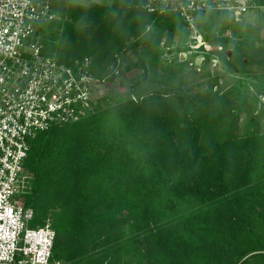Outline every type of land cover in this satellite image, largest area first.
<instances>
[{
  "label": "trees",
  "instance_id": "1",
  "mask_svg": "<svg viewBox=\"0 0 264 264\" xmlns=\"http://www.w3.org/2000/svg\"><path fill=\"white\" fill-rule=\"evenodd\" d=\"M256 4L264 7V0ZM54 9L62 17L37 28L44 51L67 64L90 57L94 76L111 83L138 66L139 86L147 76L144 59L123 65L120 58L129 51L151 55L166 31L171 42L186 30L176 13L149 12L139 0H54ZM230 18L226 11L204 12L198 25L206 35ZM205 38L221 41L211 33ZM241 50L236 45L230 59V51L219 55L247 72L254 55ZM107 94L78 121L31 140L26 167L34 186L25 202L35 210L33 225L50 220L56 230L54 258L264 264V132L204 140L194 120L190 142L177 131L178 109L163 106L156 93ZM178 95L186 108L189 98Z\"/></svg>",
  "mask_w": 264,
  "mask_h": 264
},
{
  "label": "built area",
  "instance_id": "2",
  "mask_svg": "<svg viewBox=\"0 0 264 264\" xmlns=\"http://www.w3.org/2000/svg\"><path fill=\"white\" fill-rule=\"evenodd\" d=\"M140 1L149 12L172 11L182 18L191 41L199 43L195 48L207 46L200 13L226 11L241 20L257 7L256 0ZM57 18L54 0H0V264H65L54 258L51 221L31 226L35 210L25 199L34 179L26 160L39 132L94 109L95 86L105 81L92 73L90 57L67 64L44 51L38 25Z\"/></svg>",
  "mask_w": 264,
  "mask_h": 264
},
{
  "label": "rangeland",
  "instance_id": "3",
  "mask_svg": "<svg viewBox=\"0 0 264 264\" xmlns=\"http://www.w3.org/2000/svg\"><path fill=\"white\" fill-rule=\"evenodd\" d=\"M200 31L207 46L195 48L199 43L191 41L186 30L174 34L169 42L170 32L166 31L159 49L151 55L140 56L137 51L124 54L119 60L123 65H134L144 59L146 79L136 86L144 71L135 66L114 83L105 81L96 85L92 100L108 98L107 92L110 96L124 94L135 99L156 93L163 106L178 109L181 127L177 131L190 142L197 133L194 120H200L204 140L263 133L264 7L251 9L241 20L230 18L227 27L213 26L206 35ZM209 33L221 41L207 40L205 36ZM236 45L243 49L241 53L254 55L247 62V72L230 68L219 55L230 51L231 54L227 53L230 59ZM101 89L106 90L103 91L106 96ZM180 92L189 98L186 108L181 106Z\"/></svg>",
  "mask_w": 264,
  "mask_h": 264
},
{
  "label": "water",
  "instance_id": "4",
  "mask_svg": "<svg viewBox=\"0 0 264 264\" xmlns=\"http://www.w3.org/2000/svg\"><path fill=\"white\" fill-rule=\"evenodd\" d=\"M199 62V60H197V63Z\"/></svg>",
  "mask_w": 264,
  "mask_h": 264
}]
</instances>
